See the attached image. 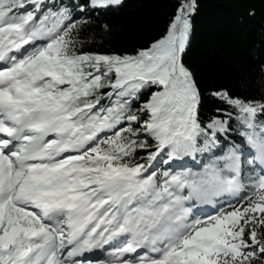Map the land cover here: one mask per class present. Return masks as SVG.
<instances>
[{"label":"snow or ice","instance_id":"obj_1","mask_svg":"<svg viewBox=\"0 0 264 264\" xmlns=\"http://www.w3.org/2000/svg\"><path fill=\"white\" fill-rule=\"evenodd\" d=\"M124 2L0 0V264H264V62L205 93L198 0L117 50Z\"/></svg>","mask_w":264,"mask_h":264},{"label":"trees","instance_id":"obj_2","mask_svg":"<svg viewBox=\"0 0 264 264\" xmlns=\"http://www.w3.org/2000/svg\"><path fill=\"white\" fill-rule=\"evenodd\" d=\"M176 2L125 0L122 7L101 12L91 32H98L99 25L107 23L112 28L105 40L107 47L137 48L165 29ZM198 2L185 60L202 91L207 93L221 87L240 91L241 86L256 84L259 65L264 62V0ZM252 9L254 16L249 15ZM204 100L206 109L213 107L211 97L205 95Z\"/></svg>","mask_w":264,"mask_h":264}]
</instances>
